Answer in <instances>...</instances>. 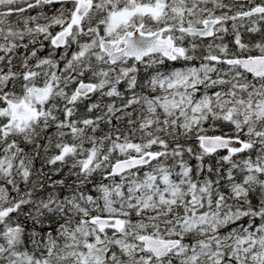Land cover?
Listing matches in <instances>:
<instances>
[{"label":"snow or ice","instance_id":"obj_1","mask_svg":"<svg viewBox=\"0 0 264 264\" xmlns=\"http://www.w3.org/2000/svg\"><path fill=\"white\" fill-rule=\"evenodd\" d=\"M0 264H264V0H0Z\"/></svg>","mask_w":264,"mask_h":264}]
</instances>
